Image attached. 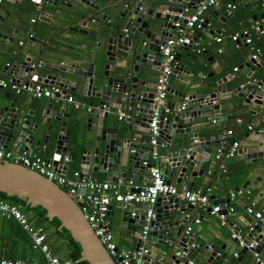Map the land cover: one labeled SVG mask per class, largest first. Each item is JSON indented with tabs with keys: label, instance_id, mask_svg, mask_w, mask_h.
<instances>
[{
	"label": "water",
	"instance_id": "1",
	"mask_svg": "<svg viewBox=\"0 0 264 264\" xmlns=\"http://www.w3.org/2000/svg\"><path fill=\"white\" fill-rule=\"evenodd\" d=\"M79 1L94 12L104 11L100 17L103 21L106 16H111V20L106 25L95 28L102 37L100 51L92 55L91 61L86 66H81L79 63L42 64L39 67L50 70V74L44 78L32 76V79L35 82L59 85L64 92L67 88L72 91L76 87H82V91L87 96L96 98L97 105L92 104L91 101L88 102L89 117L86 118L84 130L86 132L79 128L78 121L81 116L63 113L62 108L56 110V106L51 107L52 98L34 120L24 117L25 112L22 110L24 103L17 104V97H13L10 101L1 99L0 148L7 149L11 145L12 150L15 151L22 146L24 151L30 153L31 145L34 147L43 145L45 147L43 157L57 172L63 173L60 169H65V165L59 162L62 156L72 162L78 160L82 174L103 172L105 180L110 182L118 179L124 182L130 174L134 182L142 181L143 177L148 182V168L155 162L150 161L152 147L146 145L148 140L145 137L151 111L158 108L160 130L156 146H162L158 162L163 168L165 183H171L170 174L174 168L178 171L177 183L181 182L184 176L185 179L182 182L202 176L205 171L201 168V164L208 160L213 149L209 143L211 140H216L218 136H199L203 127L198 121L202 113L201 108L209 107L214 117L224 118L226 113L222 109L225 106L236 107L249 101L260 104L264 100V86L254 81L251 84L252 88L246 85L237 86L232 90H222L219 88L218 80L216 88L204 94L202 90L197 91L201 84L193 83L181 76L187 75L190 68L184 65L180 53L176 52V65L167 80L169 83L173 75L175 86L167 85L164 102L157 103L153 100V90L161 58L159 47L163 45L166 38L176 36L172 24L174 21L184 23L185 20L177 16L182 9V2L187 4L199 0H152L153 5L150 6L146 5V0H134L130 5L122 4L124 0H102V5L99 2L95 3L94 0ZM256 1L250 0V2ZM83 10L84 7L77 5L68 18L77 17ZM258 12L260 10L251 16L252 20L257 18ZM116 16L123 21V29L127 30L125 35L122 32L116 33ZM206 24L207 21L204 20L200 33L204 32ZM214 32L218 33L219 29H215ZM200 33L193 38L186 37L179 50L188 51ZM31 41L35 40L31 39ZM187 57L191 62L195 60L192 55ZM245 64L252 69L253 66L261 64V60L258 57L248 58ZM30 65L29 60L20 63L16 81L25 79V74L36 75L37 67L32 68ZM12 70L13 68H10L9 72L11 73ZM131 73L134 75L130 76ZM230 90L233 95L242 100L237 102L228 97L219 98L217 95L218 92ZM8 94L0 91V96L5 98ZM165 109L168 111L167 115ZM119 110L125 111L123 117H118ZM202 119H206V116H202ZM69 140L72 142L68 145ZM233 142L234 140H231L229 144ZM261 144L262 142L259 144L257 141L256 146L260 147ZM225 145L224 143L222 147ZM70 148L74 151H70ZM244 149L245 147L236 150L237 155L244 156L242 158L247 164L240 174L256 173L264 167V161H261L264 158V149ZM49 153H51L50 156ZM255 180L263 184L261 194H264V177L257 175ZM244 186L252 187L247 181ZM190 189L194 190L195 186ZM0 192L6 196H16L30 207H42L47 219L57 218L58 228L67 230L71 239L80 248V255L76 261H85L88 264H115L84 219L78 203L52 181L17 163L0 160ZM219 201L222 203L224 200ZM140 205L143 207L137 210L129 207L120 211V225L123 228L121 232L124 234V240L133 243V246L129 248L119 243L117 248L124 247L127 250L138 247L137 237L140 232L138 227L143 225L144 216L141 210H144L145 206ZM154 206L155 217L150 222L147 232L146 245L149 247V252L145 256V261L149 260L148 264L170 262L187 264L189 256L181 261L179 253L174 250L186 239L193 240V230L186 234V238L184 237L186 219L183 216V212L189 211L190 206L193 205L188 203L185 205L182 200L165 194L157 196ZM209 210L210 208L206 209L207 212ZM134 211L136 214L130 216L129 214ZM221 212L225 213L226 210L223 208ZM111 214L112 206L110 205L107 216ZM169 216L172 218L164 219ZM251 217L254 222L250 223L247 233L241 239L243 246L236 248L240 256L238 261L245 253L247 255L256 253L264 261V223L260 221L259 214ZM107 221L110 228L111 221L108 219ZM167 229H174V232H167ZM233 242L238 244L236 238ZM154 243L160 247L156 248ZM166 243L174 245L172 248H167ZM206 244L204 248L208 253L207 264H209L213 258L216 260L218 255L212 250L210 242ZM178 251H181L180 248ZM220 258H225V254H221ZM246 264H252V259Z\"/></svg>",
	"mask_w": 264,
	"mask_h": 264
},
{
	"label": "crops",
	"instance_id": "2",
	"mask_svg": "<svg viewBox=\"0 0 264 264\" xmlns=\"http://www.w3.org/2000/svg\"><path fill=\"white\" fill-rule=\"evenodd\" d=\"M94 1L95 3L103 4L102 0ZM133 1L124 0L122 4L130 5ZM229 1L235 6L230 13H227L224 3L205 10L203 18L207 21V24L204 32L200 33V29L195 30L187 38H193L198 33L200 35L192 43L188 51H177L180 53L184 65L190 68V72L187 75L182 74L181 76L193 83L201 84L197 91L202 90L204 94L215 89L217 86L216 81L218 80L220 82L219 88L222 90H232L247 78L255 79L256 82L264 86V40L250 28V24L254 21L251 19L254 12L260 10L256 14L257 18L255 20L264 19V6H261V0L256 2H250V0ZM185 4V2H182V5ZM77 5L84 7L82 13L77 17L68 18V15L71 14ZM146 5H153V1L146 0ZM103 13L104 11L94 12L87 6H83L79 0H1L0 81H6L11 75L17 77L18 66L24 60H29L30 62L40 60L42 64L49 63L50 65L60 63L73 65L79 63L81 66H86L91 61L92 55L100 51L102 45V37L95 31V28L102 27L111 20V16H106L103 21L100 18ZM115 21L117 23L116 33H124L121 18L116 16ZM217 28L219 32L215 33L214 30ZM242 29L248 31L253 46L258 49L257 57L261 60V64L253 66L252 69L245 64L253 53L249 46L244 44L241 39L239 41L230 39L231 34ZM29 34L35 41L28 39ZM218 36L220 40L216 41L215 38ZM19 41L22 43L19 44ZM187 55L194 56L195 60L193 62L189 61ZM5 63L9 64L8 67L5 66ZM234 67L236 68L235 70H233ZM10 68H13L11 73L9 72ZM37 69L36 75L24 73V76H26L25 80L34 81L33 77L41 76L44 78L47 74H50L48 69L40 67H37ZM133 75L132 73L130 74V76ZM173 78V75H171L167 85L175 86ZM250 87L252 88L253 86L250 85ZM231 90L221 93L217 91V95L219 98L228 97L240 102L242 98L233 95ZM0 91L9 93L7 98L0 96V100L6 99L10 101L13 97H17V104L24 103L22 105V110L25 112L24 117L30 120H34L39 112L42 113L50 99L46 97L36 98L26 91H20L15 94L9 88H0ZM67 97H71L72 101L68 102L66 100ZM171 97L174 99L173 95ZM90 101L92 104L97 105V99L87 96L82 91V87H76L72 91L67 88L63 95L58 98H52L51 107L56 106V110L62 108L63 113L81 116L78 124L81 131H84L86 118L89 117L88 102ZM201 111L198 121L201 122L203 127L199 136H218L216 140H211L209 143V146L213 148L212 152L208 160L201 164V168L204 169L205 173L202 176L191 178L187 182H182L185 179L184 176L181 182L177 183L178 171L177 168H174L170 174V184L176 187L187 186L191 188L195 186V189L200 190L208 188L209 206L216 204L220 209H225V207L229 206L232 210L224 213L225 219L223 221L206 211L207 208H210L209 206L202 209L193 205L190 206L189 211L183 212V216L186 219L184 227H190L193 230L192 239L194 246L189 251L188 256L193 264H207L208 253L204 245L210 242L212 250L218 255V258L216 260L213 258L209 264H246L248 260L252 259V255L245 253L238 261L240 256L238 254L237 256L233 255L237 251L238 244L233 242L234 238L231 237V234L236 233V228H238V233L236 234L242 239L247 233L250 223L254 222L251 216L256 214H259L260 217L264 216V194H261L263 184L255 180L257 175L264 177V167H261L256 173L242 175L240 171L247 165L242 158L244 157L243 155L235 154L233 157L221 155L219 158H215L214 154L217 149L226 151L230 147L229 143L231 140L237 142V148L239 149L243 147H245L244 150L264 149V119H262L264 115V100L260 104L249 101V103L239 104L236 107L225 106L222 111L226 113V116L221 119L214 117L209 107L201 108ZM120 112L125 114L124 110H119L118 114ZM165 112L167 115L168 111L166 109ZM202 116H206V119H202ZM212 119H215V121H212ZM248 125L251 126L250 129ZM227 130H231V133L228 134ZM145 138L148 140V132ZM257 141L259 144L262 142L260 147L256 146ZM71 142L72 140H69L68 145ZM224 143L226 145L222 147ZM146 145H149V143ZM31 147L30 153L25 151L28 155L43 157L45 149L43 145L38 147L31 145ZM7 150L14 153L24 151L22 146L18 150L13 151L11 145H9ZM155 150L160 157L162 146H156ZM49 151L51 152V149ZM70 151H74V149L70 148ZM261 161H264V158ZM59 162L61 165H65V169H60L65 176H69L74 170L80 171L78 160L72 162L64 160V157L61 156ZM220 165H222V168ZM84 175L91 179L106 181L103 172H89ZM130 178L131 175L128 174L126 179ZM245 181L251 184L252 187L244 186ZM115 182H120L118 190L124 192L126 188L125 182H121L119 179ZM143 182H146L145 177L142 178V181L135 182V184ZM246 189L248 190L247 194L244 192ZM220 199L224 201L221 203ZM225 200L227 201L225 202ZM250 202H253L252 212L248 213L247 208ZM110 205L112 206V214L107 219L111 221L110 231L113 241L116 244L123 243L124 246L131 248L133 243L124 240V234L121 232L123 228L120 225V211L123 208L114 200L110 202ZM135 207L142 208L143 206L136 204ZM160 207L165 206L160 205ZM25 216L30 217V211ZM170 218L172 217L169 216L164 219ZM195 219L198 221L195 222ZM13 222L19 226L12 218L0 215V236L2 238L7 237L6 241L0 242V257L7 258L6 256L9 254L21 259L41 260L40 254L30 248L26 233L20 226L26 240L24 239V242L18 243L11 240L9 234L10 228L15 225L12 224ZM29 222L32 225L42 226L45 242L52 253L61 259H70L69 253L74 248L68 244L65 233L58 228V225L51 224L50 219H47L46 223L35 224L31 221ZM138 229L140 230V227ZM166 231L174 232V229H167ZM173 245L172 243H166L167 248H172ZM154 246L156 248L160 247L156 243H154ZM179 247L177 246L174 251L179 253ZM223 253L225 258L221 259L220 255ZM178 256L180 257V255ZM180 259L183 261L186 258L180 257Z\"/></svg>",
	"mask_w": 264,
	"mask_h": 264
},
{
	"label": "built area",
	"instance_id": "3",
	"mask_svg": "<svg viewBox=\"0 0 264 264\" xmlns=\"http://www.w3.org/2000/svg\"><path fill=\"white\" fill-rule=\"evenodd\" d=\"M1 2V0H0ZM228 11L232 12L235 6L229 0H199L194 3H187L182 6V9L177 16L182 18L184 23L174 21L172 24L175 29V37H168L164 41L163 45L159 47L161 53V58L159 66L157 69V74L154 82L153 90V100L157 103H163L164 97L166 95V85L168 76L170 75L172 69L176 65L175 54L182 46L185 38L192 35L195 30L201 28L204 21L203 13L205 10L211 7H217L223 4ZM261 6H264V0H261ZM31 21H33L31 19ZM183 26V27H182ZM250 28L264 40V19L254 20L250 24ZM126 33L127 30L123 29ZM28 39L31 40V34L28 35ZM230 39L233 41H239L240 39L244 44L249 46L253 52L250 55L251 59H256L258 54V49L252 44L251 38L248 35L246 29H242L239 32H235L230 35ZM216 41L220 40V37L215 38ZM22 42L19 41V44ZM8 63L5 66L8 67ZM42 65L40 60L31 62L30 67H39ZM236 68L234 67L233 70ZM255 79L247 78L239 86L244 87L246 85H251ZM256 82V81H255ZM0 88L11 89L15 94L20 91H26L32 96L53 98L55 96H61L64 94L62 87L56 84H48L42 82L27 80L16 81V77L11 75L6 81H1ZM68 102L72 101L71 97H67ZM183 108V106H181ZM124 112H120L118 117H123ZM159 110L154 108L151 111L149 122H148V143L152 147L151 150V161L155 162L154 165L148 168L149 181L143 182L141 184H135V182L130 178L126 179L125 191L120 192L118 186L120 182H110L103 180H96L87 177L82 174L79 170H74L69 176H65L60 172L53 169L50 163L41 156L38 155H28L25 151L20 153H14L7 149L0 148V160L10 161L12 163H17L23 167L35 171L36 173L42 175L46 179L52 181L57 186L62 188L66 194H68L76 203L80 209L81 214L87 221L89 227L92 229L95 236L98 238L99 242L111 256L115 264H148L149 260L145 261V256L149 252V247L146 245L147 232L150 228V222L155 217V203L158 195L168 194L170 196L176 197L185 203L199 206L205 209L209 206L208 188L204 190L194 189L191 190L187 186L176 187L172 184H166L163 179V170L158 160V153L155 150L156 144L159 140ZM264 119V115L262 116ZM215 121V119H212ZM250 129L251 126L248 125ZM230 134L231 130H227ZM237 150V142H233L226 151L217 149L214 157L219 158L221 155L226 157H233ZM66 160V158H64ZM222 168V165H220ZM239 192V191H238ZM246 194L248 190L244 191ZM114 200L119 203L123 209L134 208L136 204H144V210H142L143 225L140 227V232L137 237L139 245L136 249H123L117 248V244L113 241L112 233L108 227L107 213L109 211L110 202ZM253 202H250L247 212H252ZM209 213L217 216L221 221L225 219L224 213L218 205L214 204L209 206ZM226 211H231L232 208L225 207ZM136 211L131 212L129 215L133 216ZM0 215L7 218H12L15 220L22 230L26 233L29 240L30 248L40 254L41 260L37 259H21V258H5L0 257V264H73L71 259H61L54 253H52L45 242V234L42 226L32 225L25 214L19 210V208L8 201L0 199ZM198 220L195 219V222ZM264 223V216L260 219ZM191 231L190 227L184 229V237ZM231 237L236 238L238 241V248L243 246L241 238L234 232ZM193 240L186 239L183 244L179 247L180 257L188 256L189 251L193 249ZM237 251L233 253L237 256ZM187 264H193L189 259ZM252 264H264L256 253L252 255Z\"/></svg>",
	"mask_w": 264,
	"mask_h": 264
},
{
	"label": "trees",
	"instance_id": "4",
	"mask_svg": "<svg viewBox=\"0 0 264 264\" xmlns=\"http://www.w3.org/2000/svg\"><path fill=\"white\" fill-rule=\"evenodd\" d=\"M0 199L6 200L8 201L10 204H13L15 206H17L19 208V210L21 212H23L24 214H26L27 212L30 211L31 216L27 217L28 221H31L35 224H39V223H46L47 222V218H46V214H45V210L40 207V206H35V207H30L24 200H21L19 198H17L16 196H6L3 192H0ZM35 216V217H34ZM37 216V217H36ZM51 224L57 226L59 221L57 220V218H52L51 219ZM12 224L14 227L10 228V238L12 241H14L15 243L18 242H24L25 236H24V232L21 230V228L15 223L13 222ZM61 231L63 233H65V237L67 238V242L68 244L73 246V250L69 253V257L70 259L73 261V264H88L85 261H76L79 258L80 255V248L78 246V244L73 241L69 235V232L65 229H61ZM7 237L5 236L4 238H2L0 236V242L3 243V241H6ZM26 240V239H25ZM15 246V245H14ZM13 247V246H12ZM7 258L10 259H15L16 256H12V255H7Z\"/></svg>",
	"mask_w": 264,
	"mask_h": 264
}]
</instances>
